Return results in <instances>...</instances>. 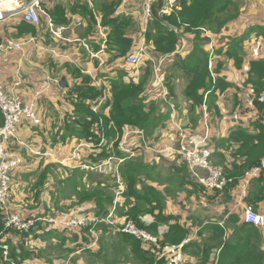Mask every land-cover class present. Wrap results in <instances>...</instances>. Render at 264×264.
<instances>
[{
    "label": "trees",
    "instance_id": "16d2710c",
    "mask_svg": "<svg viewBox=\"0 0 264 264\" xmlns=\"http://www.w3.org/2000/svg\"><path fill=\"white\" fill-rule=\"evenodd\" d=\"M178 6L180 8H177ZM241 6L242 2L239 0H174L172 10L163 12L162 17L176 27L178 32L163 26L152 18L148 20L144 39L145 43L155 52V56L175 53L182 35L185 33L193 35L192 48L189 52L184 57L174 54L176 57L174 64H178L188 77L183 94L188 101V116L191 123H197L204 102L207 106L208 116L209 114L220 116L222 109L219 99L225 103L226 94L233 93L236 105H238V109H241L240 102L244 89L249 87L256 96L264 86V23L262 22L248 24L246 33L253 32L256 38L255 40L251 39L252 46L246 51L247 53L243 47V38L238 39L234 36L231 40L228 39L220 44V47L216 48V52L214 49L212 58V69L216 74L214 79L207 67L209 50L204 49L203 44L207 42L204 31L220 34L229 21L237 19ZM108 8L105 9L101 19L103 25H109L111 28L107 36V43L110 47L111 44L118 46L116 55L123 56L125 59L131 50L132 39L125 35L123 22L129 20L113 17L114 8L111 6ZM49 14L55 24L65 25L66 19L58 14L57 10H51ZM22 25L25 26L24 30L30 31L31 34L34 33V27L31 24L24 22ZM214 44L216 45V42ZM253 49L258 50V57H255L251 52ZM220 56L233 60L235 68L241 70V74L245 78L239 82H233L229 75L222 71L223 62ZM244 59L248 61L246 70L242 68ZM151 64V61L146 58V66L137 82L132 80L124 82L121 79L111 81L108 89L109 97L106 91L104 93L103 85L98 87L92 83L93 79L90 75L84 74L78 67L71 68V75L77 80L69 86L64 95L70 107L65 111L59 128L52 133L50 145H59L58 143L65 145L74 138V146L82 142L88 144L81 148L85 155L80 158L75 157L76 163L73 162L74 165L69 168L58 162H49L44 154L36 156L44 161L43 167L41 169L37 167L34 169L35 171L31 170L25 176V179H28L26 186H31L33 189L31 192L33 199L30 202L33 206L28 208L29 204L25 202L28 197L26 196L22 202L24 206L21 205L24 210L21 208L17 212L22 216L36 214L32 211L38 210L40 204L44 202L43 196L41 197L44 193L43 186L52 179L51 177H59L57 169L65 167L66 172L63 173V177L54 180V182L58 181L61 186H80L76 200L69 204L72 206L70 207L71 213L77 209L79 213L81 211L84 214L104 218L112 205H115V210L118 205V201L115 200V189L116 186H119L114 171L116 168L124 186L123 192L118 196L124 197L125 204L132 201V204L123 212L122 219H132L137 225L151 233L156 232L158 225L167 224V231L158 239L161 244H178L187 237L188 229L175 221L174 215L164 212L165 194L147 181L156 182L158 185L168 182L170 185L164 184V186H177L178 188L199 186L200 192L205 191V188L196 182L182 161V163L171 166L172 173L164 177L156 165L146 164L142 157L132 149L135 147L138 148L137 152L139 153L143 150L152 153L156 138L154 134H157L159 126L164 125L167 116V113L160 111L157 102L149 101L146 97V85L152 76ZM164 85L166 94L171 99L174 87L169 78H164ZM94 106H96L95 111H93ZM252 109L257 112L253 118L248 116V118H252L250 121L254 122L252 130L235 127L230 129L225 138L218 141V144L226 149V155L223 158L218 153L221 160L219 164L224 167L225 174L232 179V182L224 188L225 190L230 186H238L244 171L257 164L264 155V108L256 97L253 98ZM2 122L0 114V124ZM195 128L197 127H193V129ZM129 129L142 130L145 135V141L135 134L127 137L126 148L134 152L131 157H128L127 151L120 148L124 133ZM15 148L22 153L26 161L28 157L35 156L28 155L23 146L16 144ZM45 151L43 148L42 153ZM108 157H124L125 159L119 164L113 161V170L104 167L101 172L92 171L82 166L84 164L95 166ZM31 160L35 161L34 158ZM77 161H80L81 165H78ZM24 168L20 165L13 174ZM54 171L57 173H53ZM263 174L264 172L258 178H254L252 182L256 180V183L259 184L263 180ZM32 175L36 178L31 179ZM260 190H264V185H261ZM187 192L191 193L189 190ZM56 205L58 204L56 203ZM9 206L13 211L14 207ZM146 213L154 217V221L147 226L140 219V216ZM233 218L234 216L230 214L227 222L233 221ZM34 229L28 233L18 230H14L15 233H12L13 229L4 227L0 212V264H11L2 259L1 244L3 243L9 247V257L17 262L22 263L29 258L37 257L36 254L39 250L34 247L35 242L28 238L29 233L36 232L39 233L42 241L52 239L51 241L56 242L59 246L61 241L67 239L77 242L78 249L85 253L87 259L92 260V263L89 264H115L129 260L141 264H161L156 246L150 250L144 247L140 239L129 233H112L111 228L104 222L96 224L98 239L93 247L90 246L94 239L90 227L61 229L59 227L48 228L38 223ZM211 229L212 231L208 233L206 239L188 241L183 245L184 251L190 248L189 251L197 257L195 264H263L264 251L259 247L260 234L255 225L243 223L240 227L235 228L230 238H224L225 231L222 226L214 224ZM61 236L64 237V240ZM79 236L81 241L78 242L77 237ZM35 238L37 239L38 235ZM218 248L217 256L212 257L211 253ZM66 251L71 254L74 250L67 249ZM49 261L51 262L50 259Z\"/></svg>",
    "mask_w": 264,
    "mask_h": 264
},
{
    "label": "crops",
    "instance_id": "0c3cea01",
    "mask_svg": "<svg viewBox=\"0 0 264 264\" xmlns=\"http://www.w3.org/2000/svg\"><path fill=\"white\" fill-rule=\"evenodd\" d=\"M146 1L147 0H41L42 9L46 14L50 16L49 12L51 10H57V13L61 14L66 19V23H64L65 25H63L65 27L61 32L62 37H56L52 34L51 30L45 23V17H42V24L39 26L31 24V26L34 27V33L32 34L30 31L24 30L25 26L22 24H24L25 21L18 14L0 21V41L10 39L14 42L21 43L19 50H9L4 55H0V84L3 86L5 93L17 97L22 104H35L37 113L42 119V124L40 126L31 125L26 120H23L21 126L17 129L18 137L26 142H33L36 148L38 146L37 149H41V152L43 149L40 148L41 145H46L45 150H48L49 152L52 151L57 158L55 161L48 159L49 162H58L63 165L72 163L69 158L73 155V149L76 146H74V138L67 143L68 145H61L59 148L48 143V140L51 141L50 137L52 136V133L61 125L63 117L65 116L63 110L66 111L70 107L69 103H66L64 97L66 90L69 87L60 88L58 84L54 82V79H59L61 76H65L69 86H71L77 80L72 77L71 68L78 67L81 72L91 76L94 85H97L98 87L103 85L104 93L106 91L109 97L110 92H108V89L110 88L111 81L121 79L124 82L130 80L137 82L143 72L142 66L138 69V72L135 68L125 64L123 56L116 55V49L118 46L111 44L110 47L108 45L107 36L108 33H110L111 28L109 25H103L101 19L105 13V9L109 6L114 8L113 17L129 20L123 22L125 35L132 39V47L128 54L137 49L139 45L144 44L148 57H150L148 59L151 63L154 62V60H158V66L153 67L151 64L152 76L146 85L145 91L147 93L150 88H153L151 91V95H153L157 89L165 88L164 95L168 104L167 108L164 109L161 107V102H158L160 111L167 113V116L164 120V125H162V127L159 126L157 128V134L155 133L154 135L156 137L161 134L163 136L167 135V147L171 144L172 133L170 131V120L173 112H175L178 121L185 127L204 129V114L200 112L201 115L199 116L197 123H191L188 116L189 105L185 96L184 103L186 104V107L182 108V106H179L177 108L173 103L175 100L174 93L171 95V99L166 94L164 78H160L159 75L155 78V75L160 72V68L162 66L165 67L166 59L167 62L171 61V63L174 64V60L176 59L174 54H179L180 57H184L189 52L192 48L193 35L192 33L183 34L179 41L178 50L175 53L165 56H155V52H153L151 47L145 43L144 39V31L148 23V19L147 22L145 21L146 16L143 9ZM246 2H254L253 7L248 11L243 9ZM3 5L5 7H12L15 5V0H4ZM177 8H180V6ZM250 22L264 23V0H243L240 8V15L237 19L229 21L220 34H213L207 30L205 31L209 32L214 38V41L216 42V45L214 44V49H216L218 46L220 47V44L226 42L229 37L244 35L246 31L245 29ZM54 25L61 26L62 24L54 23ZM205 31L204 35L207 37V42L203 45L205 50H209L208 44L210 38L205 34ZM223 36L225 37L224 39L222 38ZM31 37L32 41H29L28 39ZM217 38H222L221 42H217ZM228 61L234 64L233 60L228 59ZM234 70H237L235 66ZM233 74L234 71L231 73L232 77ZM236 74L238 75V73ZM215 75L216 74L214 73V77ZM172 84H174V81ZM174 85L176 86L174 90L175 92L177 91L176 88L178 86L176 84ZM225 96L226 98H232L234 94L229 93ZM151 99L155 98H147L149 101H154ZM240 103L241 109H238L236 101L230 108L227 104L225 107V104L219 99V105L222 109L221 115L219 117L215 115L211 116V121L207 117L213 137L212 140L216 146L214 161L217 163L221 161L218 153L221 154L222 158L226 155L225 147L218 144V141L225 138L230 129L235 127H242L248 130L253 129L254 122H251L250 120L257 114V112L253 111L251 104H245L244 100ZM47 113L50 115H47ZM231 115H235L237 118L231 117ZM248 115H251L252 118H248ZM216 117L218 121L223 124L219 133L215 131L214 127H212V123L213 121L215 122ZM36 143H38V145H36ZM67 146L70 147L69 151H67ZM135 151L138 156L142 157L146 164L158 165V162L154 159V155L149 151L143 150L141 153L137 152V150ZM84 155L85 153L82 150L77 153L75 157L80 158ZM32 158L35 160L33 162L37 164H28L24 158L22 166L25 168L20 171H30L37 167H39V169L43 167V160L38 159L36 156H33ZM79 163L80 161H77V164L81 165ZM262 178L263 180L260 181L259 184L256 183V180L252 182L254 179L249 182L244 197L241 196V186H230L227 190H208L205 188V191L200 192L198 188L199 186H183L182 188H176V186H164V184L158 185L156 182L152 181L147 182L152 183L165 194L166 200L164 212L166 214L174 215L176 218L175 221L188 229L187 237L183 240L202 241L207 238L208 233H211V226L214 224L224 228V238H230L235 228L240 227L243 223L247 224L242 216L244 204H250L256 212L264 214V190H260L261 185H264V174L262 175ZM11 180L12 184L17 183L16 180ZM257 184L258 186H256ZM14 186L17 187L18 184H14ZM14 186H10V195L14 193ZM166 187H171V190H168ZM188 190L191 191V193H188ZM43 195L44 194H42L41 197ZM123 199V196H115L118 205L115 210L114 218L116 220L120 219L119 221L122 220L124 215L123 212L126 208L132 204V201L125 204ZM13 211L17 210L14 209ZM230 214L233 215L234 218L233 221L228 223L227 220ZM140 219L146 226L154 221V217L148 213L141 215ZM256 228L260 234L259 247L264 251V228H259L257 226ZM167 229V224H160L157 226L156 232L152 234L160 239ZM152 249L154 248H151L150 250ZM189 249L187 248L185 251L183 250L185 262L186 264H195L197 262V257L194 256ZM218 250L219 248L217 250L215 249L214 252L211 253V256L216 257ZM39 252L36 254L37 257L29 258L27 261L36 264H57L55 259L50 262L49 259L51 258H48Z\"/></svg>",
    "mask_w": 264,
    "mask_h": 264
},
{
    "label": "built area",
    "instance_id": "2783aa9c",
    "mask_svg": "<svg viewBox=\"0 0 264 264\" xmlns=\"http://www.w3.org/2000/svg\"><path fill=\"white\" fill-rule=\"evenodd\" d=\"M3 1L4 0H0V21L18 14L25 22L39 26L42 24V17H45V23L51 30L52 34L56 37H62L61 32L65 26L54 25L52 18L42 9L41 0H15V5L12 7H5ZM154 2L155 0H147L144 4L143 9L146 16V22L147 19L149 20L151 18L149 7ZM173 6L174 0H166L164 11L169 12L172 10ZM205 34L210 38L208 44L209 62L207 63V67L214 79V72L212 69V58L214 57L215 47L214 38L209 32L205 31ZM28 40L32 41V37ZM250 46H252V44ZM20 47V42H14L10 39L0 41V55H4L9 50H19ZM251 52L255 57L259 56L257 49H253ZM146 58L150 57H148L144 44H141L133 52L126 55L124 62L127 66L129 65L138 71L139 66L143 64ZM246 69L247 63L244 66V70ZM57 81L58 79H54L55 83H57ZM242 97L244 103L248 105H252L253 98L256 97L257 101L261 103L264 108V87L256 96L253 90L247 87L244 89ZM95 110L96 106L93 107V111ZM0 114L3 119V122L0 124V212L2 213V221L6 229L28 233L30 230L34 229L38 223L45 225L48 228L59 227L61 229H78L86 226L90 227V231L93 233L94 239L90 245L93 247L98 239L96 224L104 222L111 228L112 233H129L140 239L145 248L151 249L156 246L155 248L158 250V257L161 258V264H186L183 245L188 239L183 240L178 244H161L156 235L137 225L132 219H122L118 222V220L114 218L115 205H112L109 208V212L104 218H98L94 215L84 213L64 212L47 215L32 214L30 216H22L19 212L12 211L9 206L10 186L12 185L11 177L13 172L24 162V156L17 148H15V145L17 144L23 147L27 146V143L18 137L17 129L21 126L23 120H26L31 125L40 126L42 124V119L37 113L35 104H22L17 97L5 93L1 84ZM202 114H204V129H193V127H185L182 125L178 121L175 112H173L170 120V129L172 133L171 144L166 149L175 154L178 159L185 164L192 177L204 188L208 190H222L232 182V179L225 174L224 167L214 161L216 146L212 140L211 128H209V121L207 120L208 110L205 102L202 104ZM231 117L237 118L235 115H231ZM133 134L138 135L145 141V135L142 130H127L120 143V148L128 152V157H131L134 152L126 148V140L128 136ZM84 146H88V144L82 142L77 145V148H82ZM29 151L31 155L44 154L47 157L51 155L48 150L42 153L41 150L33 147H30ZM71 158H73L72 163L75 162V154L72 155ZM124 159V157H108L102 163L95 166L85 164L82 166L92 171L101 172L104 167L113 170L112 162L116 161V163L119 164ZM114 171L116 172V182L119 185L115 189V196H118L123 192L124 186L117 169L115 168ZM263 172L264 155L260 158L257 164L245 170L241 176L238 186H241L242 197L246 195V189L249 182L260 176ZM242 216L245 222L253 224L259 228H264V214L256 212L250 204H244ZM1 250L2 259L11 264H34L30 261L20 263L10 258L9 247L6 243L1 244Z\"/></svg>",
    "mask_w": 264,
    "mask_h": 264
},
{
    "label": "rangeland",
    "instance_id": "374dc122",
    "mask_svg": "<svg viewBox=\"0 0 264 264\" xmlns=\"http://www.w3.org/2000/svg\"><path fill=\"white\" fill-rule=\"evenodd\" d=\"M239 1H241L243 3V0H239ZM253 4H254V2H246V5L243 7V9L245 11H248L251 9V7H253ZM258 11H260V10H258ZM247 28H248V26L245 29L246 31H245L244 35L235 36V38H238V39L240 37L243 38V40H244L243 47H244L245 53H247L246 51H248L250 49L251 39L255 40V38H256V36L254 35L255 33H253V32L248 33L249 34V36H248V34L246 33ZM238 36H240V37H238ZM248 37H250V38H248ZM222 38L224 39L225 37L223 36ZM222 38H217L216 41L221 42ZM231 39H232V37H229V40H231ZM216 50L217 49H215V52H216ZM220 58H222V62H223L222 71L225 72L226 74H228L233 82H239V80H243V78H245L243 76V74H241V70H234V66H233L234 64L232 62L228 61V58L222 57V56H220ZM145 60H144L143 64H141L139 66V68L142 66V70L146 66ZM243 62H245V63H243L242 68H244L246 63L248 64V61H246L245 59ZM152 65H153V67L158 66L159 65L158 60H154V62H152ZM233 71H234V74L232 77L231 73ZM165 72H166V74H165ZM236 73H238V75ZM158 75L162 79L163 78H167V79L169 78L171 82L174 81V84H176L178 87L176 88L177 91L174 92L175 100L174 101L172 100V101L177 106V108L179 106H182V108L186 107V104L184 103L183 89L186 85L188 77L183 73L182 68L178 64L171 63V61L167 62V59H166L165 67L162 66L160 68V72H158L155 75V78H157ZM162 83H163V80H162ZM174 84H172V85L174 86V90H175L176 86ZM163 88H164V86H163ZM152 90H153V88H150L147 91V93H146L147 98L148 97H154L155 99H151V100H154L155 102H157V104L160 101L161 107L166 109L168 101L165 99V95H164L165 88L164 89H157V91L153 95H151ZM235 100H236L235 96H233L232 98H226L225 103H224L225 107L227 104V106L231 108L233 106ZM63 112H65V110H63ZM47 115H50V114L47 113ZM227 115H228V113H227ZM211 116H213V115L209 114L208 117L211 118ZM215 116H217V115H215ZM222 126H223V124L220 123L216 117L215 122L213 121V123H212V127H214L215 131H217L219 133L222 129ZM48 143H51V141L48 140ZM48 143H46V144H48ZM167 143H168V136L167 135L163 136L161 134L160 136H157L155 138V145H154V148L152 149V154L154 155V159L158 162L157 163L158 164L157 169L161 173V175L164 177L167 176L168 174L172 173V170L170 169L171 166L177 165L181 162L175 154L171 153L170 151H168V149H166ZM58 144L59 145H53V146H56L57 148H59L61 146V144L60 143H58ZM34 146H35L34 143H27V146L25 147V152L27 154L31 155L29 149H30V147L32 148ZM45 147H46V145H41L40 148H45ZM66 148H67V151H69L70 147L67 146ZM76 148H77V146L73 149V155L74 154L76 155L77 153L82 151L81 148H77V149ZM132 149L138 150V148H135V147H133ZM50 153H51V155L48 156L47 158L51 161L57 160V158L54 156V153L52 151H50ZM35 156H40V155H35ZM31 159H32L31 157H28L27 163L36 165L37 163H34ZM69 160L72 161L73 158H69ZM64 165L69 168L74 164L68 163V165L67 164H64ZM30 171H24V172L18 171V172L13 174V179L16 180V182H17L14 184H18V186L15 187L13 185L14 186V193H12V190H11L12 194L10 195L11 196L10 197V204L16 210H21V208H22L21 205L24 206V204H22V202H24L23 198H25L26 196H28V197H26V200H25V202H27V204H29L28 208H31V206H33V204H30V202L33 199L32 193H31V192H33V189L31 188V186L30 187L26 186L28 179H25L27 172H30ZM57 171L59 173V177H57V178L51 177L52 179L47 181L46 184L42 188V190L44 189V191H43L44 192L43 193L44 194L43 195L44 202L40 204V206H39L40 208L38 210H34L32 212H34V213L36 212V214H38V215L56 214V213H62V212L71 213L70 207H72V206H69V204L71 203V201L73 202L74 200H76V195L78 193V190L80 189V186H61L58 181L54 182V180L62 178L63 173L66 172L65 167H61L60 169H57ZM57 171H54L53 173H57ZM32 178H36V176L32 175L31 179ZM164 184H169V183L165 182ZM26 188H27V190H26ZM116 188H117V186H116ZM166 188L168 190H171V187H166ZM176 188H177V186H176ZM56 203L58 205H56ZM76 208H79V207H76ZM79 209H81V208H79ZM74 213H79V210L76 209L74 211ZM80 213H81V211H80ZM33 230H35V229H33ZM39 232H41V231H39ZM12 233H15V231L13 230ZM29 234L30 235H28V238H30V241L35 242L34 247H36L37 250L40 249L39 253L40 254L42 253V255H44L48 258H51L50 260H52V261L55 259L57 261V264H89V263H92V260L87 259L85 253L78 249L77 242L75 243V242L69 241V239L64 240V237L61 236L62 240H64V241H61L60 246H59L58 244H56V242L51 241L52 239L47 240V241H42L41 236L37 232L34 234L33 233H29ZM36 235H38L37 239L35 238ZM77 241L78 242L81 241L80 236L77 237ZM67 249H72L74 251H72L73 253L68 254V251H66ZM68 258H70V260H68ZM115 264H141V263H137L136 261L129 260L127 262L123 261V262H117Z\"/></svg>",
    "mask_w": 264,
    "mask_h": 264
},
{
    "label": "water",
    "instance_id": "95a60500",
    "mask_svg": "<svg viewBox=\"0 0 264 264\" xmlns=\"http://www.w3.org/2000/svg\"><path fill=\"white\" fill-rule=\"evenodd\" d=\"M165 1L166 0H155L154 3H152L149 7V11H150V15L151 18L158 21L159 23H161L163 26L171 28L175 31L178 32L177 28L174 27L173 25H171L167 20H165L162 17V13L165 12ZM57 84L60 88H68L69 87V83L66 80L65 76H61L58 81ZM156 84V81H155ZM188 242V241H187Z\"/></svg>",
    "mask_w": 264,
    "mask_h": 264
},
{
    "label": "bare ground",
    "instance_id": "6f19581e",
    "mask_svg": "<svg viewBox=\"0 0 264 264\" xmlns=\"http://www.w3.org/2000/svg\"><path fill=\"white\" fill-rule=\"evenodd\" d=\"M166 2V1H165Z\"/></svg>",
    "mask_w": 264,
    "mask_h": 264
}]
</instances>
